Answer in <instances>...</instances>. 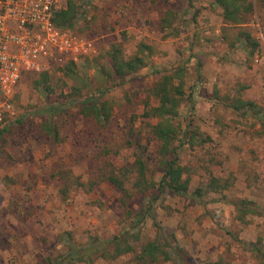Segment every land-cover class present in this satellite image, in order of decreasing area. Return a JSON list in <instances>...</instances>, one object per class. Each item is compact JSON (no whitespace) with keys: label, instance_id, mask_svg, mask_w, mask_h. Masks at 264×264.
Returning <instances> with one entry per match:
<instances>
[{"label":"rangeland","instance_id":"rangeland-1","mask_svg":"<svg viewBox=\"0 0 264 264\" xmlns=\"http://www.w3.org/2000/svg\"><path fill=\"white\" fill-rule=\"evenodd\" d=\"M74 1L78 19L64 31L94 50L40 84L39 74L25 75L0 124V264H56L75 251L72 264H264L249 245L264 250V0H247L242 23L224 20L214 0ZM115 47L144 66L119 77ZM179 67L184 96L173 123L197 135L175 143L187 195L158 189L157 120L146 115L158 103L152 87ZM92 93L110 108L103 124L68 103ZM236 99L252 101L262 120L233 110ZM57 103L66 110L50 115ZM118 236L131 250L115 255ZM148 243L160 247L154 258L142 255Z\"/></svg>","mask_w":264,"mask_h":264},{"label":"trees","instance_id":"trees-1","mask_svg":"<svg viewBox=\"0 0 264 264\" xmlns=\"http://www.w3.org/2000/svg\"><path fill=\"white\" fill-rule=\"evenodd\" d=\"M64 7L55 13L53 18L54 24L62 29L67 30L73 27L75 21L78 19V8L74 0H63ZM247 0H214V5L222 8L223 19L231 23H242L244 21L245 15L251 11L250 5H247ZM246 41H250V45L255 47L256 43L252 41L249 34H246ZM125 41V40H124ZM120 50L115 47L109 51V57L112 62L115 73L119 77H124L126 75L132 74L144 66V61L139 56L131 57L127 60L121 57ZM68 64V65H67ZM65 64V68L68 69L73 62ZM184 71L182 68H177L171 73L164 74L161 79L152 87V94L157 98V105L150 107L146 110V115L150 119L155 118L157 121L151 126V136L157 142V157L159 161V167L161 171L160 179L157 183L158 189L162 192L163 189H168L170 192L177 195H187L189 188V181L187 178H183L185 169L180 165L178 161V148L179 143L175 144L176 141L182 139L181 134H183L184 139H195L197 135L189 134L187 136L188 130L181 131L179 125L174 124L173 121L178 116V109L182 103V98L184 96V90L180 78L183 76ZM47 73L43 72L39 74L40 80L35 81L36 84H40L41 81L45 82L47 78ZM175 80H178L175 83ZM103 93L90 94L84 97L82 100L78 101L72 98L68 101L71 105H76L79 107V111L84 116L92 117L97 123L103 124L108 121L110 108L106 106V103L99 102ZM230 106H232L237 111L248 112L252 111L253 114L258 116L262 120L263 112L261 110L255 109V105L252 101H246L242 99H236ZM49 114L57 115L63 113L66 110V106L63 103H57L52 105ZM43 128L47 134L54 141L59 140L58 130L55 125L51 124L49 121H45ZM187 136V138H186ZM138 166V180L136 185L141 188V182L145 176V163L143 160L138 159L135 161ZM109 180L116 184L118 188H122L124 185L120 182V179L116 176L109 175ZM153 187L155 183L150 182ZM210 186L217 188L219 186L216 179H212ZM155 187V186H154ZM195 197H200V189H196L193 192ZM139 213L136 217L141 220L144 219L148 214V208L138 211ZM116 237L113 240L115 244V255H120L124 252L131 250L130 244L126 239ZM124 242V243H122ZM123 244V245H122ZM253 250H256L258 254L261 255L264 260V250L256 246L257 244H249ZM256 246V247H255ZM94 246H90L84 249L85 251L96 250ZM160 247L156 243H148L142 250V255L154 258L159 254ZM161 254V253H160ZM114 255V256H115ZM77 252H71L69 255H65L63 260L55 261L56 264H72L71 262L76 258ZM83 256V255H82ZM82 256L78 257L82 259ZM164 259L169 260L170 256L162 252Z\"/></svg>","mask_w":264,"mask_h":264},{"label":"built area","instance_id":"built-area-1","mask_svg":"<svg viewBox=\"0 0 264 264\" xmlns=\"http://www.w3.org/2000/svg\"><path fill=\"white\" fill-rule=\"evenodd\" d=\"M63 6V0H0V124L13 114L12 96L25 75L74 63L94 50L93 40L54 24Z\"/></svg>","mask_w":264,"mask_h":264}]
</instances>
